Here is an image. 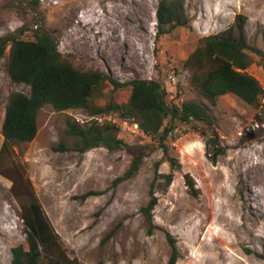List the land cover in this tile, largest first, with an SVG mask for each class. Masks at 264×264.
I'll use <instances>...</instances> for the list:
<instances>
[{
  "label": "rangeland",
  "instance_id": "obj_1",
  "mask_svg": "<svg viewBox=\"0 0 264 264\" xmlns=\"http://www.w3.org/2000/svg\"><path fill=\"white\" fill-rule=\"evenodd\" d=\"M160 1L0 0V38L33 40L48 32L76 68L101 71L119 83L159 81L169 105L194 101L213 117L212 127L169 118L164 126L171 131L162 141V135L147 136L115 114L93 118L82 109L43 107L35 140L14 146L0 160V264H12L15 247L29 249L22 214L32 199L14 190L2 173L21 174L30 182L62 251L80 264H168L167 233L176 240L177 264H264V96L257 107L234 94L213 105L194 86V70L186 65L202 39L224 33L240 15L247 18L248 45L264 52V0H184L188 26L163 34ZM9 51L10 46L0 57V150L10 95L31 92L11 80ZM249 55L247 72L264 89V61ZM131 92V86L116 89L107 82L93 101L123 104ZM92 119L118 124L124 145L114 152L75 151L77 138L66 134L68 122L83 125ZM214 130L224 150L215 164L206 155ZM61 142L70 150L54 151ZM138 156L143 158L138 172L115 185ZM170 158L180 170L172 172ZM186 175L194 180V195ZM152 186L158 204L150 234L141 208L148 205ZM85 194L91 195L83 199ZM43 256L39 264H47Z\"/></svg>",
  "mask_w": 264,
  "mask_h": 264
},
{
  "label": "trees",
  "instance_id": "obj_2",
  "mask_svg": "<svg viewBox=\"0 0 264 264\" xmlns=\"http://www.w3.org/2000/svg\"><path fill=\"white\" fill-rule=\"evenodd\" d=\"M158 30L161 34L178 27H187L190 20L184 10V0H161L157 10ZM247 18L238 16L235 26L222 34L209 36L201 40L195 51L189 56L186 65L194 70L192 81L200 93L213 105L219 97L226 94L238 96L248 105L257 107L264 96V89L259 80L247 72L251 64L249 52L258 55L264 61V52L249 46L246 41L245 25ZM24 34V30H20ZM10 46L7 71L15 84L30 87V95L20 92L12 93L6 107L5 120L2 126L4 137L0 150V160L13 152L14 146L35 140L38 134V115L46 105L56 111L86 110L93 118L97 116L117 115L123 121H133L140 131L147 136L162 135L166 139L171 129L165 122L171 118L182 123L193 121L213 126V117L209 109L200 103L184 102L181 106L168 104L167 93L159 81L136 79L129 83H119L98 70L83 71L65 59L58 50L56 39L48 32L35 34L33 40L11 35L0 38V57ZM109 82L116 89L132 87L129 100L119 104L109 101L104 106L94 103V98ZM121 127L112 122L101 124L98 120L79 124L68 122L66 134L77 138L73 149L80 154L96 149L106 148L114 152L119 150L124 141L119 138ZM54 151L66 152L70 149L61 142L53 147ZM224 154L217 132L206 140V155L217 163ZM142 156H138L129 170L114 182L115 185L132 178L142 164ZM172 172L180 170V166L170 158ZM20 174V171H16ZM13 181L14 190L31 196V203L25 207L22 217L28 228L29 249L23 246L13 249L12 264H39L44 257L47 264H80L70 259L61 249L60 238L38 203L31 190L30 182L23 176H12L2 173ZM189 191L194 195V180L186 175ZM169 182L172 178H168ZM152 186L151 199L141 212L149 226V233L154 231V210L158 198ZM94 194V193H93ZM91 194H85L87 199ZM167 239L172 252L168 264H177L179 251L176 240L170 233Z\"/></svg>",
  "mask_w": 264,
  "mask_h": 264
},
{
  "label": "bare ground",
  "instance_id": "obj_3",
  "mask_svg": "<svg viewBox=\"0 0 264 264\" xmlns=\"http://www.w3.org/2000/svg\"><path fill=\"white\" fill-rule=\"evenodd\" d=\"M86 56V55H85Z\"/></svg>",
  "mask_w": 264,
  "mask_h": 264
}]
</instances>
